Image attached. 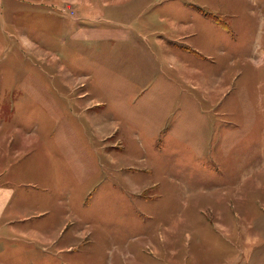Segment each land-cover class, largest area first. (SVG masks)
Instances as JSON below:
<instances>
[{"label":"rangeland","instance_id":"1","mask_svg":"<svg viewBox=\"0 0 264 264\" xmlns=\"http://www.w3.org/2000/svg\"><path fill=\"white\" fill-rule=\"evenodd\" d=\"M83 3L0 0V264H264V0Z\"/></svg>","mask_w":264,"mask_h":264},{"label":"crops","instance_id":"2","mask_svg":"<svg viewBox=\"0 0 264 264\" xmlns=\"http://www.w3.org/2000/svg\"><path fill=\"white\" fill-rule=\"evenodd\" d=\"M124 1L130 2V0H106L102 4H100L99 0H87V3H83L81 5H85L86 9L91 10L92 12H96V14H91L89 12L84 15L87 18H91L93 22L101 21L100 26L103 29H107L106 35L108 39L112 38H121L122 29H127L126 27H131V24L122 23L124 21V14H121L120 17L115 16L117 9L116 6ZM82 3V2H81ZM106 3V4H105ZM114 9V10H113ZM88 12V11H87ZM124 13V12H123ZM94 17H92V16ZM130 32L128 30L125 38H129ZM3 196L0 195V205H2ZM2 214V210L0 211V216Z\"/></svg>","mask_w":264,"mask_h":264}]
</instances>
